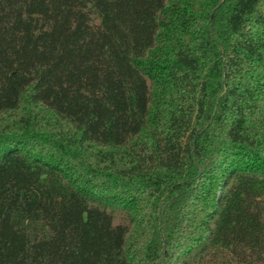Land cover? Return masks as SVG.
Masks as SVG:
<instances>
[{
	"label": "trees",
	"instance_id": "1",
	"mask_svg": "<svg viewBox=\"0 0 264 264\" xmlns=\"http://www.w3.org/2000/svg\"><path fill=\"white\" fill-rule=\"evenodd\" d=\"M0 264H264V0H0Z\"/></svg>",
	"mask_w": 264,
	"mask_h": 264
}]
</instances>
